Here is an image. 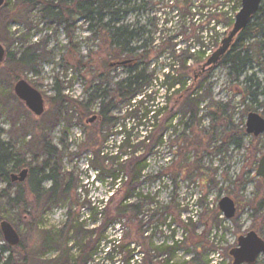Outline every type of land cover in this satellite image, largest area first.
I'll use <instances>...</instances> for the list:
<instances>
[{
  "label": "rangeland",
  "instance_id": "1",
  "mask_svg": "<svg viewBox=\"0 0 264 264\" xmlns=\"http://www.w3.org/2000/svg\"><path fill=\"white\" fill-rule=\"evenodd\" d=\"M28 1L5 0L0 9V44L6 51L0 65L2 141L21 154L24 168L20 172L28 169L31 173L44 165L52 168L59 193L55 198L47 194L54 187L52 180L43 182L37 195L32 193L30 173L24 183L12 186L0 180V246L8 244L2 220L13 227L20 240L0 264L9 256L16 264H184L193 259L197 264H233L230 253L238 248L241 237L255 232L264 240V182L257 176L264 158V134L255 137L247 132L251 114L264 120V32L249 38L254 33L252 28L245 36L240 34L223 60L201 74L203 65L232 31L241 0H192L197 16L185 21L179 19L178 0L115 1L119 7L130 9L122 15L120 25L131 32L142 29L140 42H133L131 48L137 51L146 46L137 53L146 56L142 66L155 75L150 88L153 97L161 108H167L159 122L163 126L171 113L170 125L175 129L162 127L164 144L147 157L148 169L140 188L145 197L141 214L115 227L105 225L103 216L94 218L95 208L105 206L113 196L110 181L96 177L113 163H122L119 147L123 137L143 140L147 126L141 119L126 118L127 108L119 101L112 109L119 121L118 130L102 124L98 117L100 99L89 110L78 104H87L89 93L101 84V90H114L128 72L119 65L112 66L123 62L112 60L108 42L88 29L76 3L65 8L66 19L59 21L47 12L50 5L56 7L61 0ZM134 7L138 9L131 11ZM211 11L215 12L212 22L218 32L216 39L211 32L213 23L209 25ZM251 24L264 29V0ZM197 35L204 36V46L194 50L200 52L201 61L197 65L189 62L191 68L185 71L184 80L192 88L190 93L203 88L199 94L202 103L196 122L190 123L188 116L185 126H179L184 105L176 103L178 96L173 90L167 92L162 87V74L173 63L174 49L179 54L194 48L192 39ZM25 50L34 53L36 65L18 72L14 79L8 71L16 69L7 52L18 61ZM21 80L42 95V116L36 117L16 97L14 87ZM56 84L64 101L59 106L54 101ZM94 117L96 121L90 123ZM192 168L200 171L195 173ZM48 170L40 177L49 175ZM20 185L23 202L10 205L3 196L9 193L16 197ZM64 189L68 190L65 194ZM224 198L235 203L236 213L230 220L219 208ZM168 210L171 213L165 216ZM189 219L192 225L187 235L178 222ZM80 225L83 230L77 234L75 227ZM78 235L86 239L83 244L91 240V247H97L91 261L86 262L88 252L81 258L85 245L80 246ZM113 241L115 245L110 244ZM119 242L131 247L123 252L117 247ZM176 242L183 245L173 252ZM257 264H264V255Z\"/></svg>",
  "mask_w": 264,
  "mask_h": 264
},
{
  "label": "trees",
  "instance_id": "2",
  "mask_svg": "<svg viewBox=\"0 0 264 264\" xmlns=\"http://www.w3.org/2000/svg\"><path fill=\"white\" fill-rule=\"evenodd\" d=\"M25 1L28 2V4L30 3L28 0ZM115 1L116 0H61L60 4L56 7L50 5L47 12L49 17L54 20H65L66 18L64 15L67 12L65 8L68 7L69 4L71 5L76 3L80 17L89 24L88 29L94 35L101 37L103 41L108 42L109 48L111 52H113L110 56L112 57V60H114V62H127L124 65H119L125 68L128 72V77L125 80L116 83L114 90H111L110 87H107L105 90H101L102 84L95 87L93 91L89 93V100L87 104L79 103V107L84 110H89V107L100 99V112L98 117L103 121H101L102 124L118 130L119 121L113 117L112 109L116 107L115 103L119 101V103L127 108L126 118L141 119L145 126H147V134L143 140H132L130 138L123 137V141L119 147V152H121L120 160L122 163L118 165L113 163V165L107 168L108 171H103V173L98 172V177H96L99 181H105V179L110 181L113 196L109 200V203L105 206L101 207L100 204L98 208H95L94 218L98 219V216H103L105 219V225H113L114 227L116 226V223H122L123 220L131 221L132 216H138V214H141L144 209L143 203L145 197L140 192V188L142 183L141 181L144 178V173L148 169L147 157L150 153H153L164 144L162 127H166V131L174 129L173 125H170L173 120L171 113H168L169 115L167 114V119L164 120L163 126L161 125L162 122H159V118L166 114L167 108H161L159 106L160 104H157L156 102V96L153 97V92H151L150 88L153 87L155 75L148 73L147 66H142L143 62L147 59L146 56L144 58V56L142 57L141 54L137 53L138 50H143L144 48L146 49V46L138 47L137 51L136 49L131 48V44L133 42H140L139 31L141 32L142 29L136 32H131L127 29V27L120 25L122 15L127 14L130 9H123L122 7H119V4ZM121 1L123 2V0ZM177 8L179 10L178 14L181 21H185L188 17L195 20L197 11L194 9V5H192V0H178ZM135 9L138 8L134 7L131 11ZM214 13L212 11L209 12V25H212V21H214ZM252 28H254V33H252L249 38L258 36L264 32L262 25L250 24V26L241 34L242 37L245 36L248 31H251ZM211 32L215 34L213 36L216 39L218 32L216 30L215 23H213V26L211 27ZM203 38L204 36L200 35L194 36L192 39L194 40V48L190 46L179 54H177L178 51L174 49L172 56L173 63L172 65H169V70L164 71L162 74L164 81L162 82V87H164L167 92H171L173 90V92L178 96L176 103L184 105V118L178 124L179 126H185L186 123L184 121H186L188 116H190L188 119L190 123H193L194 121L196 122L198 109L200 103H202L201 98H199V94L202 92L203 88L199 87L197 90L190 93L192 88H188V80H184L186 77V74L184 73L185 71H189L191 68L188 65L189 62H191L192 65L200 63V52L197 53L194 50L196 47L200 49L201 46H204L201 42L203 41ZM192 51L194 52L192 53ZM148 53L149 52L146 53L147 56ZM122 57L129 58L122 60ZM7 59L16 69H10L8 71L14 79L18 78V72L32 69V67L36 65V57L30 50H25L18 61L15 60L14 55L11 52H7ZM192 83L193 85H196L197 82L193 79ZM54 88L57 95L54 101L57 102V105L59 106L64 103L61 98V90L58 84H56ZM99 93H101V95ZM154 95H157V92H154ZM138 97H141V99L138 100ZM1 99H3L2 96ZM212 118L216 120L214 116H212ZM168 125L170 126L167 127ZM124 129H127L126 126H124ZM13 150L14 148L10 144H6L2 141V130L0 128V180H3L8 184V186H12L13 184L10 179L11 174H17L22 168H24V162L21 158V154L17 152L14 153ZM48 153H51V150H48ZM117 155L118 154H116V156ZM181 168L182 167L179 168L180 171ZM44 170L50 171V174L40 177V174H42V171ZM192 170L195 173L200 171L199 168H195V170L192 168ZM53 173L54 170L47 165L42 166L41 170L33 169L30 173L31 192L34 194L40 193L42 183L52 180V182H54V187L47 192V194H50L52 198H55L59 191L57 190L58 179ZM182 173L186 172L183 171ZM153 179L157 178H152L151 180ZM18 188L19 191L16 197L11 198L9 193H6L7 195L3 196V199H6L10 205L19 206L23 202V189L21 188V185L18 186ZM63 191V194L68 192L67 189H64ZM146 199L149 198L146 197ZM134 200L135 202H133ZM170 211L171 210H168L165 213V216L170 215ZM178 217V219L181 218V216ZM3 222L5 221L2 220L1 224ZM178 225L185 228V231L187 232L186 234L188 235V228L192 225V219H189L186 223L180 220ZM82 230L83 225H80L77 228L75 227L77 234H80ZM90 235H92V233H90ZM77 237L78 241L80 240L82 242L80 246L82 247L85 245L83 243L86 239H80V235ZM112 243H114V245L116 244L115 241L110 242V244ZM93 244L94 242L90 240L89 243L85 245V248H83L81 258H83L85 256L84 254L88 252V257L86 258L87 261L85 260L86 262L91 261L98 253L97 247H91ZM182 245V242H176L172 247V251L174 252ZM117 247L123 252H126L131 246L124 247L121 245V242H119ZM11 251H13V246L10 244L0 246V261L3 259L4 255L10 253ZM129 253L131 261H134L133 252L130 251ZM81 258L78 260L80 261ZM79 261H76V263ZM3 264H16V262L13 261L12 256H9ZM184 264H197V260L193 259L192 261L185 262Z\"/></svg>",
  "mask_w": 264,
  "mask_h": 264
},
{
  "label": "water",
  "instance_id": "3",
  "mask_svg": "<svg viewBox=\"0 0 264 264\" xmlns=\"http://www.w3.org/2000/svg\"><path fill=\"white\" fill-rule=\"evenodd\" d=\"M261 2L262 0H241V10L235 18L232 31L221 42L219 49L203 65L201 74L214 69L228 54L233 47L235 39L250 26L254 16L259 12ZM4 4L5 0H0V9ZM5 56L6 51L0 44V65L3 63ZM124 64L123 62L121 64H113L112 66ZM14 93L36 117H40L44 114L45 102L42 95L28 83L23 80L17 82L14 87ZM96 119V117L92 118L90 123H93ZM247 132L255 137L264 134V120L255 114H251L247 124ZM28 176L29 170L24 169L20 173L11 174L10 179L12 183H24L28 179ZM257 176L262 178L264 182V158H262L259 163ZM219 208L228 220L234 218L236 207L233 200L224 198L220 202ZM1 229L5 241L11 246H17L20 240L13 227L9 223L3 222L1 224ZM230 254L234 258L233 264H257L259 258L264 255V240L255 232H250L246 237H241L238 240V248L233 250Z\"/></svg>",
  "mask_w": 264,
  "mask_h": 264
},
{
  "label": "flooded vegetation",
  "instance_id": "4",
  "mask_svg": "<svg viewBox=\"0 0 264 264\" xmlns=\"http://www.w3.org/2000/svg\"><path fill=\"white\" fill-rule=\"evenodd\" d=\"M222 60H223V59H222ZM222 60H221V61H222ZM221 61H220V62H221ZM220 62H219V63H220ZM29 173H30V172H29Z\"/></svg>",
  "mask_w": 264,
  "mask_h": 264
}]
</instances>
